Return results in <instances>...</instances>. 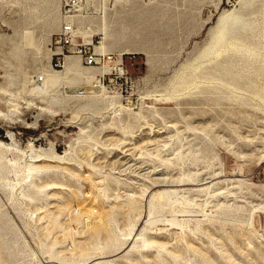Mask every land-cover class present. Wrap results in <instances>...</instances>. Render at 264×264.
<instances>
[{"label":"rangeland","instance_id":"374dc122","mask_svg":"<svg viewBox=\"0 0 264 264\" xmlns=\"http://www.w3.org/2000/svg\"><path fill=\"white\" fill-rule=\"evenodd\" d=\"M73 15L133 83L52 67L62 0H0V264H264V0Z\"/></svg>","mask_w":264,"mask_h":264},{"label":"built area","instance_id":"2783aa9c","mask_svg":"<svg viewBox=\"0 0 264 264\" xmlns=\"http://www.w3.org/2000/svg\"><path fill=\"white\" fill-rule=\"evenodd\" d=\"M87 0H62L64 23L58 36L55 38L54 45V64L52 67L62 69L64 60L67 56L78 57L81 62L90 68H106L107 72L98 77L99 82H112L113 80L123 81L125 86H132V79L127 71L124 70L123 59L112 53L97 52L96 48L100 46V42L91 40L87 43H77L76 31L74 29L72 18L73 13L77 12ZM96 44V46H95ZM35 81L41 84L42 76H37ZM83 95L82 92L78 93Z\"/></svg>","mask_w":264,"mask_h":264},{"label":"bare ground","instance_id":"6f19581e","mask_svg":"<svg viewBox=\"0 0 264 264\" xmlns=\"http://www.w3.org/2000/svg\"><path fill=\"white\" fill-rule=\"evenodd\" d=\"M88 1V0H87ZM87 1L85 2V4H87ZM84 4V5H85ZM227 17H228V15H227ZM228 22V21H227ZM225 24H226V15H222L220 18H219V20H218V27H219V34H218V39H217V41H220V39H221V36L222 35H220L221 33L220 32H223L224 31V26H225ZM227 25V24H226ZM217 27V28H218ZM217 31V30H216ZM225 32V31H224ZM223 32V33H224ZM99 50V51H101V52H103V53H105L104 52V50L102 49V46H101V44H100V46L99 47H97L96 48V50ZM219 54V53H218ZM239 54H242L243 55V52H240ZM68 57H73V58H77V59H79L78 57H75V56H67L66 58H68ZM118 57L119 58H122L123 59V56H120V55H118ZM245 58V57H244ZM243 58V59H244ZM79 61H80V59H79ZM64 65H65V60H64V64H63V66H62V69L60 70V71H63V69H64ZM88 68H90V67H88ZM102 69H104L105 70V73L107 72V69L106 68H102ZM43 77V81H42V83L41 84H38L39 86H43L44 85V83H45V77L44 76H42ZM78 96H80V95H78ZM82 96V95H81ZM88 178V177H87ZM90 211V210H89ZM97 223L98 224H102V219L101 218H99L98 219V221H97ZM90 227V226H89ZM95 228V227H94ZM103 230H105V229H103ZM134 239V238H133ZM75 250V249H74ZM63 261V260H62Z\"/></svg>","mask_w":264,"mask_h":264}]
</instances>
